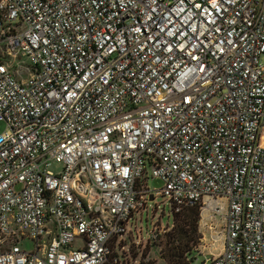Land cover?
<instances>
[{"label":"built area","instance_id":"1","mask_svg":"<svg viewBox=\"0 0 264 264\" xmlns=\"http://www.w3.org/2000/svg\"><path fill=\"white\" fill-rule=\"evenodd\" d=\"M263 54L264 0H0V264H104L156 195L264 264Z\"/></svg>","mask_w":264,"mask_h":264},{"label":"rangeland","instance_id":"2","mask_svg":"<svg viewBox=\"0 0 264 264\" xmlns=\"http://www.w3.org/2000/svg\"><path fill=\"white\" fill-rule=\"evenodd\" d=\"M260 61L264 64V54L260 56ZM3 128L4 124L0 123V131ZM54 165V163H50L51 168ZM147 185L152 190L158 189L162 186V181L158 178H149ZM199 221L196 233L200 236L205 234L207 238L210 233H213L216 238L210 248H202V253H216L222 242L220 220L217 219L214 222L212 230L207 226L200 227ZM173 225V209L167 199L160 195L152 196V199L148 196L139 215L129 222L128 231L119 239V242L113 245L112 251L116 255L117 261L112 260V264H135L143 260L154 264H167L165 260L167 248L180 242L176 233H172ZM21 246L31 249L32 241L24 239ZM113 253L111 254L113 255ZM201 261L202 257L199 256L197 264H200Z\"/></svg>","mask_w":264,"mask_h":264},{"label":"trees","instance_id":"3","mask_svg":"<svg viewBox=\"0 0 264 264\" xmlns=\"http://www.w3.org/2000/svg\"><path fill=\"white\" fill-rule=\"evenodd\" d=\"M199 216L198 205L185 206L179 211L173 209L174 225L172 227V233H176L180 242L167 248L165 259L167 264H190L187 256L195 251L201 238L196 233ZM115 258L116 255L114 253L113 255L110 254L108 261L104 264H112V260Z\"/></svg>","mask_w":264,"mask_h":264},{"label":"water","instance_id":"4","mask_svg":"<svg viewBox=\"0 0 264 264\" xmlns=\"http://www.w3.org/2000/svg\"><path fill=\"white\" fill-rule=\"evenodd\" d=\"M150 199H152V196H150Z\"/></svg>","mask_w":264,"mask_h":264},{"label":"crops","instance_id":"5","mask_svg":"<svg viewBox=\"0 0 264 264\" xmlns=\"http://www.w3.org/2000/svg\"><path fill=\"white\" fill-rule=\"evenodd\" d=\"M219 248H221V245L219 246Z\"/></svg>","mask_w":264,"mask_h":264}]
</instances>
